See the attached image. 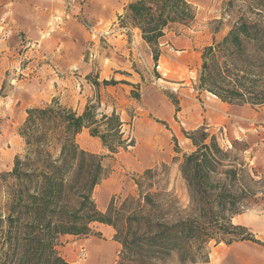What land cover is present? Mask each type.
<instances>
[{"label":"trees","instance_id":"obj_1","mask_svg":"<svg viewBox=\"0 0 264 264\" xmlns=\"http://www.w3.org/2000/svg\"><path fill=\"white\" fill-rule=\"evenodd\" d=\"M123 10L119 20L139 30L154 63L165 32L188 27L194 20L187 0H130ZM200 58L196 90L227 104H264L263 16L238 18L220 40L202 48ZM173 103L179 111L178 102ZM96 110L88 101L79 113L56 97L26 110L18 128L24 153L16 154L11 169L0 173L5 181V203L0 205V250H5V260L0 264H74L62 256L61 239L94 234L93 223L114 230L117 264H209L211 243H259L233 218L260 203L264 177L221 148L203 125L184 132L193 148L178 165L186 205L159 185L149 168L133 180V195L112 197L100 211L92 191L107 176L103 156L81 149L75 136L88 130L110 155L132 146L133 140L123 138L124 122L115 110ZM232 143L234 148L236 141Z\"/></svg>","mask_w":264,"mask_h":264},{"label":"rangeland","instance_id":"obj_2","mask_svg":"<svg viewBox=\"0 0 264 264\" xmlns=\"http://www.w3.org/2000/svg\"><path fill=\"white\" fill-rule=\"evenodd\" d=\"M128 1L56 0L57 7L47 23V31H52L51 36L60 44L57 49L61 56L51 59L38 55L32 59L30 53L19 61V66L32 61L29 68L16 69L11 74L17 79L34 74L47 78L54 85L50 100L56 97L61 105L76 112L80 113L90 101L97 106V113L109 114L115 110L120 115L124 122L123 138L133 140V145L125 150L110 155L86 129L75 138L81 149L103 156L107 176L93 188L96 207L104 212L112 197L133 195L136 190L133 180L149 168L155 171L159 185L172 191L186 205L187 191L178 165L182 155L193 148L184 132L202 125L216 137L221 148L231 150L232 155L248 164L249 170L254 169L264 177V104H227L195 88L202 48L220 40L240 17H264V0H187L194 9V20L188 27L165 32L160 40L164 52L156 63L139 30L119 20ZM47 38L44 35L33 47L43 50V55L50 54L49 48L56 50L55 43L47 42ZM186 41L188 48L184 49ZM59 58L64 62L59 63ZM85 63L91 64L89 72ZM3 76L5 60L0 61V79ZM103 80L117 83L104 85ZM5 91L7 84L3 79L0 106ZM135 93L139 94L138 98ZM174 101L178 102L177 112ZM4 120L0 112V123ZM3 153L0 160L4 159ZM23 153L22 139L17 154ZM148 153L152 157L145 158ZM4 203L5 181L0 180V205ZM233 223L244 226L258 240L259 231L264 232V196L258 205L234 216ZM92 230L95 233L87 236L62 237V256L74 264H117L119 245L113 240L112 227L93 223ZM215 246L210 245L209 264L210 257L218 254ZM3 251L0 250L1 262L5 260Z\"/></svg>","mask_w":264,"mask_h":264},{"label":"crops","instance_id":"obj_3","mask_svg":"<svg viewBox=\"0 0 264 264\" xmlns=\"http://www.w3.org/2000/svg\"><path fill=\"white\" fill-rule=\"evenodd\" d=\"M56 7V0H1L0 2V61L5 60V78L3 76L0 79V88L3 79L7 84V91L1 97L0 106V112L5 116L3 123H0V153L4 152V159L0 160V171L11 169L13 158L19 151L22 138L18 134V126L24 121L26 110L44 105L54 94L51 90L54 86L53 82L47 78H39L34 74L27 79H17L11 74L16 69L24 71L29 68L32 61L20 66L19 61L22 56L26 57L30 53L33 55L32 59L38 55L50 56L51 59L53 56L56 57L55 59L61 56L57 49L60 44L55 36H51L52 31H47V23ZM44 35L48 36L47 42H54L56 47V50L49 48L50 54L45 53L46 55L42 54L43 50L38 51L33 48L40 43ZM163 38L164 36L161 39ZM182 47L188 48L187 41ZM163 49V46H160L161 54L164 52ZM58 61L62 63L64 59L59 58ZM85 65L86 71L89 72L91 64L85 63ZM211 96L215 97L212 94ZM79 134H76L75 138ZM257 239L259 243L242 240L229 245L217 244L215 248L218 254L210 257V264H264V232L259 231Z\"/></svg>","mask_w":264,"mask_h":264},{"label":"bare ground","instance_id":"obj_4","mask_svg":"<svg viewBox=\"0 0 264 264\" xmlns=\"http://www.w3.org/2000/svg\"><path fill=\"white\" fill-rule=\"evenodd\" d=\"M148 146V144L146 145V147ZM149 157H152V154L151 153H148L145 155V158H149Z\"/></svg>","mask_w":264,"mask_h":264}]
</instances>
